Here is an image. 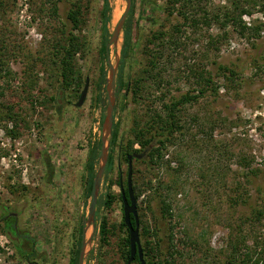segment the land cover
<instances>
[{
	"label": "rangeland",
	"instance_id": "rangeland-1",
	"mask_svg": "<svg viewBox=\"0 0 264 264\" xmlns=\"http://www.w3.org/2000/svg\"><path fill=\"white\" fill-rule=\"evenodd\" d=\"M150 1L133 0L128 20L137 42L121 69V32L117 50H108L112 65L117 58L112 124L118 123L122 140L127 138L132 120L126 111L140 117L146 109L160 106V96L166 102L187 89L194 90L189 69L195 72L204 66L219 89L215 95L208 91L180 107L183 132L161 150L156 166L141 159L131 161V182L140 190L136 199L139 230L142 226L149 230L139 240L141 244L145 239L158 240L164 256L173 245L177 250L173 259L178 264H227L230 240L240 231L244 244L251 245L264 227V219H246L250 206L264 203V28L257 38L249 39L218 16L232 12L235 4L247 6L249 13L241 15L246 26L261 24L263 15L256 11L257 6H251L252 0H190L188 15L199 18V24L175 31L181 21L176 13L178 2ZM1 2L0 110L10 107L16 123L0 121V264H74L72 251L80 242L89 206L84 167L90 149L99 141L106 104L105 82L95 88L101 63L97 49L103 0ZM107 2L110 33L124 2ZM200 4L213 15L207 26H200ZM69 8L79 10L80 23L73 33L87 41L86 48L81 54L77 51L72 60L82 81L88 78L80 106L74 103L83 83L76 94L61 92L52 58L56 28L61 22L66 24ZM152 55L158 60L151 71L160 78L157 87L141 73ZM217 64L236 70L238 81L221 85ZM119 78L139 82L137 102H124L127 99L117 88ZM10 130L15 134L8 133ZM138 148L133 142L132 149ZM118 154L114 149L112 166L103 172L97 189L88 225L92 234L82 264H95L98 259L102 264H124L117 194L119 178L124 186L126 163ZM249 168L256 172H247ZM147 180L152 188L165 187L162 195L169 204V217L160 214L157 192L144 187ZM107 194L113 196L109 207L103 203ZM101 228L111 231L107 243L98 240ZM242 244L238 247L241 252Z\"/></svg>",
	"mask_w": 264,
	"mask_h": 264
},
{
	"label": "trees",
	"instance_id": "trees-1",
	"mask_svg": "<svg viewBox=\"0 0 264 264\" xmlns=\"http://www.w3.org/2000/svg\"><path fill=\"white\" fill-rule=\"evenodd\" d=\"M133 1V0H132ZM145 3L151 2L150 0H142ZM178 2V7L176 10L177 17L181 20L179 23L176 24L174 30L178 31L177 29L181 26L188 27V25L193 28L196 27L199 24V18L196 19L192 16L188 15L187 6L190 4V0H171V2ZM133 4V3H132ZM2 6V2L0 0V9ZM72 6V4H71ZM253 7H258L256 11L261 13L263 15V21L261 24L253 25V26H246L242 20L241 15L249 13L248 8L243 6L242 4L238 5L235 4L233 6L232 12L225 11L220 16V19H223V23H229L233 27H236L239 35L241 36H247L249 39H255L258 37V32L262 28H264V0H252ZM132 7V5H131ZM110 11L107 0H103L102 8L99 12V31H100V42L98 46V56L100 60V66H99V76L97 78V81L95 82V88L99 89L100 85H102L105 82V72L103 70L102 61L106 59V52H105V44L109 37V31L107 29V22H108V12ZM52 12L55 13V5H53ZM169 13V12H168ZM132 14V10L130 8L125 21L122 26V42L120 46V56L121 60L119 61V68L121 69V66L124 63V59H129L132 54L134 53V46L133 44L137 42V39H134V30H132L131 24L128 20V17ZM211 16L213 15L209 14V12L204 9V7L200 4V26H207L210 23ZM218 17L214 16L215 19H218ZM67 22L64 24L63 22L60 23V25L56 28V35L54 39V56L52 57L54 59V62L56 63V70H55V76H56V83H58V88L61 92H70L73 94H76L77 91H79L80 85L84 82V79L82 81L81 75L73 69L72 60L74 55L77 53V51H81L82 53L83 49L86 47V39H81L80 35H76L73 33V30L77 29L79 26L80 20H79V10L69 8V10L66 13L65 16ZM101 53V55H100ZM149 61L147 65L145 66V69L142 70V76H149L150 79H153V83L157 87L159 84L160 78L158 76H155L154 74H151V71L156 67L158 60L157 56H151V58H148ZM106 61V60H105ZM2 62V60H0ZM217 75L221 77L222 83L221 85L227 86L229 84L234 83L236 80L238 81V73L236 70H233L231 68H228L226 65H220L217 64ZM121 72V71H120ZM189 76H192L193 80V89H187L186 91L176 95L171 96L170 99H168L166 102H163V97L158 96L160 100V106L156 109L152 110H145V112L142 114V116L139 117V115H136L135 112H129L126 111V117H131V125L129 127L127 138L125 140L123 139L122 134L118 132V123L113 122L111 127L110 136L108 138V148H107V162L104 171L107 172L110 170L112 166V153L114 149H117L119 154L118 158L120 160H123L125 163H127L126 156L128 154L133 153H141L144 151L143 156L140 158L141 160H145L149 166H156L157 161L161 159V150L170 143L174 142V138L176 135H180L183 132V121L181 120L179 116V110L180 107H182L184 104L187 103H193L197 100V98L200 96H204L206 92H210L211 94H216L219 89V84H216L213 82V77L211 76V72L205 70V67H200V70H195V72L191 69L188 70ZM120 74V73H119ZM145 74V75H144ZM129 82V81H128ZM123 81L121 78L118 79L117 82V88L118 91L122 89V98L127 101H124L125 103L128 102H137V99H139L138 95V83L137 80H134V83H128ZM33 83V82H32ZM31 83L29 84V86ZM128 86L126 92L124 93L125 87ZM196 91V93H194ZM80 92V91H79ZM128 92L130 93V96L128 97ZM162 97V98H161ZM95 100H99V96L95 95ZM56 105H58L57 100H55ZM125 103L123 104L125 106ZM10 108V107H9ZM8 107H5V110L2 112L0 110V121L5 120H12L13 123H16L15 117L16 114L13 113ZM138 117V118H137ZM8 133H11V135H14V130L8 131ZM124 141V142H123ZM137 142L139 144L138 149H132V143ZM99 148V141L97 142L96 146H93L89 153L88 157L85 162V172H86V191L89 194L90 186L92 182V177L94 175V160L96 158L97 149ZM140 159H134L133 161H140ZM127 168V166H126ZM249 173H255L256 171L253 168H249L247 171ZM126 175V170H125ZM168 186V185H167ZM236 188L239 187V183L236 182L234 184ZM238 186V187H237ZM131 187L133 190V194L135 199H137L140 195V190L138 186L135 185V183L131 182ZM144 187L146 189H153V191L157 192V197L159 200V211L162 217L166 218V216H170L169 214V204L165 202V196L163 197L162 192H164L165 187L162 184H159L157 187L155 186L152 188L151 181L147 180ZM169 187V186H168ZM123 191L126 195V189H125V181L123 186ZM155 193V192H154ZM107 198L103 201L105 207H109L110 200L113 199V196L110 194H107ZM117 200L120 201V221L119 225L123 229V236L119 239L121 244V250L122 255L121 259L124 264L126 263V260L128 258V234L127 229L122 221V211H121V200H120V192L117 194ZM264 202V200H263ZM136 212H137V206H136ZM248 216L246 219L249 218L252 221H261L264 219V203L259 205L255 204L254 206H250V210L248 212ZM138 218V236H146L149 233L148 227L142 226V229L139 230V225L141 223L140 214L137 213ZM130 223L133 225V218L130 217ZM81 230V226H80ZM111 233L107 232L106 230H103L101 228L98 236V240L103 244L107 243L108 235ZM238 237H233V239L230 240L229 247H230V254L227 256V264H264V227L262 228L261 234L258 236H255L253 238V241L251 245H245L244 242V235H241V232H238ZM145 238V237H144ZM243 243L244 251H240L238 249L239 244ZM80 242H78V247H76L75 250L72 252L71 262L76 264L77 261V253L79 248ZM141 251H142V257L145 262V264H176L177 261L174 258V253L177 252L176 248L173 245H170V250L165 251V256L161 252V247H158V240L155 243L151 242L149 240H146L143 242V244L140 243ZM236 254V257L234 258L233 255ZM26 259V255L24 256ZM157 259V260H155ZM139 264L136 255L133 257L132 261L129 263ZM95 264H102V262L98 259ZM184 264V263H180Z\"/></svg>",
	"mask_w": 264,
	"mask_h": 264
},
{
	"label": "water",
	"instance_id": "water-1",
	"mask_svg": "<svg viewBox=\"0 0 264 264\" xmlns=\"http://www.w3.org/2000/svg\"><path fill=\"white\" fill-rule=\"evenodd\" d=\"M123 2H124V9L121 12L120 16L117 18L115 24L113 25L109 37L105 44L106 63H107V75L105 77L106 104L104 108V116L101 122V134L99 137L98 166L92 177V182L89 191L88 213L86 216L85 226L82 228V235L80 238V245L77 253L76 264H82L85 246L90 241L92 231L90 232L89 236L85 239L84 230L88 228L89 224H91L90 221L94 213L97 189L107 162L108 138L110 136L111 127H112L114 82H115V73L117 67L116 57L114 60V64L112 65L110 63L108 59V50L110 46L117 43L119 34L122 30L123 23L132 5V0H123ZM116 53L117 51H115V55ZM87 87H88V78L86 77L84 78V82L78 94V98L74 103L76 106H80L81 103L83 102L87 92ZM127 88L128 86L125 87L124 93L126 92ZM143 154L144 151H142L141 153L128 154L126 156V160H127L126 163L127 168H126V176H125L126 195L123 191L122 181L120 178L118 183L120 200H121L122 221L127 229V234H128V258L126 260L127 264H129L132 261L135 255L137 257L139 264H145L142 257V251L138 236V218L136 212V199L134 197L133 190L131 187V174H132L131 160L132 158L140 159L143 156ZM130 217L133 218V225L130 223Z\"/></svg>",
	"mask_w": 264,
	"mask_h": 264
},
{
	"label": "bare ground",
	"instance_id": "bare-ground-1",
	"mask_svg": "<svg viewBox=\"0 0 264 264\" xmlns=\"http://www.w3.org/2000/svg\"><path fill=\"white\" fill-rule=\"evenodd\" d=\"M111 47H113L114 49H116L117 48V43H115L114 45L110 46V48ZM89 233L90 232H89V229L88 228L84 230V236H86V235L89 236Z\"/></svg>",
	"mask_w": 264,
	"mask_h": 264
},
{
	"label": "flooded vegetation",
	"instance_id": "flooded-vegetation-1",
	"mask_svg": "<svg viewBox=\"0 0 264 264\" xmlns=\"http://www.w3.org/2000/svg\"><path fill=\"white\" fill-rule=\"evenodd\" d=\"M132 3H133V1H132ZM134 39H136V36H134ZM132 161V160H131ZM132 165V164H131ZM126 176V175H125ZM139 242H140V240H139Z\"/></svg>",
	"mask_w": 264,
	"mask_h": 264
}]
</instances>
